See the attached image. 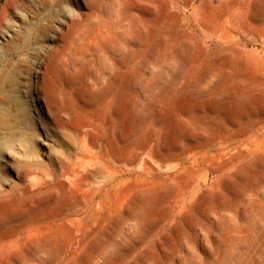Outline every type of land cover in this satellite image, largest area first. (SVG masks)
I'll return each mask as SVG.
<instances>
[{"label":"rangeland","instance_id":"374dc122","mask_svg":"<svg viewBox=\"0 0 264 264\" xmlns=\"http://www.w3.org/2000/svg\"><path fill=\"white\" fill-rule=\"evenodd\" d=\"M0 7V264H264V0Z\"/></svg>","mask_w":264,"mask_h":264},{"label":"bare ground","instance_id":"6f19581e","mask_svg":"<svg viewBox=\"0 0 264 264\" xmlns=\"http://www.w3.org/2000/svg\"><path fill=\"white\" fill-rule=\"evenodd\" d=\"M0 10H1V7H0ZM47 58H48V55L44 54V56L41 58V60L39 62V66L43 65L44 61ZM65 135H67L68 138L70 139V141H72V143H74L77 146V148L79 149L78 151H81V153L80 154L77 153L75 160L69 159V161H67L63 165V172L64 173H66L69 170V168H71L73 170L75 168H80V169L84 168V170L86 171V169L89 168L90 166H92V165L94 166V164L98 165L97 158L94 155H93V157L90 155L93 152V150H92V146L90 145L88 133H87L85 128H72V127H70L65 132ZM62 148L65 149L66 151H70L69 144H67V143H63ZM65 150H63V151H65ZM67 163H70V166Z\"/></svg>","mask_w":264,"mask_h":264}]
</instances>
